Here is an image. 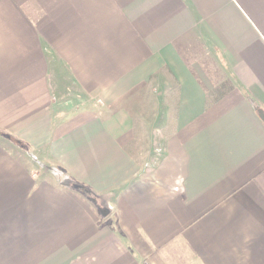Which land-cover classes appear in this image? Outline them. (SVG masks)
<instances>
[{
	"label": "crops",
	"instance_id": "crops-1",
	"mask_svg": "<svg viewBox=\"0 0 264 264\" xmlns=\"http://www.w3.org/2000/svg\"><path fill=\"white\" fill-rule=\"evenodd\" d=\"M263 113L264 0H0V264H264Z\"/></svg>",
	"mask_w": 264,
	"mask_h": 264
},
{
	"label": "rangeland",
	"instance_id": "rangeland-1",
	"mask_svg": "<svg viewBox=\"0 0 264 264\" xmlns=\"http://www.w3.org/2000/svg\"><path fill=\"white\" fill-rule=\"evenodd\" d=\"M191 62H198L200 64H206V66L208 65L211 69V79L214 78H219V73L217 71L216 65L214 63L213 60H200V59H192L190 60ZM214 69V70H213ZM221 78V77H220ZM223 88L220 89V91H222ZM213 92V91H212ZM211 92V93H212ZM217 95V91L215 92L214 96ZM91 109L92 112L94 113H101L103 111L106 110V107L103 105L102 102L96 101L94 104L91 105V107H89ZM120 110H122V107H117L115 108L114 112H119ZM136 110V109H135ZM145 131V133H144ZM141 138H143V142L144 144L141 142V149H145L146 153H144V158L146 159V156H152V158L147 159V162H149V160L154 161L158 156L157 152L159 150V139L156 137V133L154 131V126L151 125L150 129L148 130H141ZM145 147V148H144ZM139 149L140 151L143 152V150Z\"/></svg>",
	"mask_w": 264,
	"mask_h": 264
},
{
	"label": "trees",
	"instance_id": "trees-1",
	"mask_svg": "<svg viewBox=\"0 0 264 264\" xmlns=\"http://www.w3.org/2000/svg\"><path fill=\"white\" fill-rule=\"evenodd\" d=\"M221 87L223 88L222 92H225L227 91L228 88H231L230 86V83L228 81H224L222 84H221ZM13 139V138H11ZM14 140V139H13ZM69 184V183H68ZM70 186V185H69Z\"/></svg>",
	"mask_w": 264,
	"mask_h": 264
},
{
	"label": "water",
	"instance_id": "water-1",
	"mask_svg": "<svg viewBox=\"0 0 264 264\" xmlns=\"http://www.w3.org/2000/svg\"><path fill=\"white\" fill-rule=\"evenodd\" d=\"M262 119H263V122H264V113L262 114Z\"/></svg>",
	"mask_w": 264,
	"mask_h": 264
}]
</instances>
